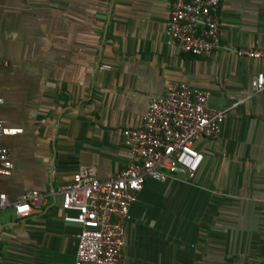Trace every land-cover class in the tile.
<instances>
[{
    "label": "crops",
    "instance_id": "1",
    "mask_svg": "<svg viewBox=\"0 0 264 264\" xmlns=\"http://www.w3.org/2000/svg\"><path fill=\"white\" fill-rule=\"evenodd\" d=\"M172 0H0V119L12 162L0 176V264H74L79 225L60 191L82 167L115 176L130 162L122 131L185 83L229 109L192 181L147 179L125 225V264L264 263V60L180 54L167 43ZM220 35L264 49V0H222ZM27 191L45 204L18 217Z\"/></svg>",
    "mask_w": 264,
    "mask_h": 264
},
{
    "label": "built area",
    "instance_id": "2",
    "mask_svg": "<svg viewBox=\"0 0 264 264\" xmlns=\"http://www.w3.org/2000/svg\"><path fill=\"white\" fill-rule=\"evenodd\" d=\"M221 1L172 0L165 30L167 43L178 53L195 58L226 52L237 58L264 60V49L231 47L222 42ZM253 95L264 98L262 73L252 78L250 94L239 103ZM208 101V93L188 84H169L163 97L148 103L140 127L122 131L130 153V162L124 169L113 177L100 178L93 167H82L72 176L60 194L62 210L75 212L79 225L74 264H125V225L131 206L139 202L138 194L145 181L163 183L173 175L192 181L203 160L194 142L220 134L229 109L214 110ZM19 133L20 130L6 128L0 119L1 177H9L12 171L2 139ZM45 200V195L27 191L12 206L18 217H25L41 208ZM7 205V196L0 194V209Z\"/></svg>",
    "mask_w": 264,
    "mask_h": 264
}]
</instances>
